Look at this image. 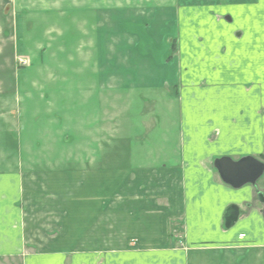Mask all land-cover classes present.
I'll use <instances>...</instances> for the list:
<instances>
[{
	"label": "crops",
	"instance_id": "0c3cea01",
	"mask_svg": "<svg viewBox=\"0 0 264 264\" xmlns=\"http://www.w3.org/2000/svg\"><path fill=\"white\" fill-rule=\"evenodd\" d=\"M146 23L145 32L119 30ZM41 26L44 42L33 39ZM17 57L69 67L72 80L58 88L86 95L147 89L168 103L149 118L175 114L177 129L159 130L163 145L154 135L131 168L103 169L89 155L82 170L0 175V263L264 264L263 176L235 190L213 167L221 158L264 164V0H0V67ZM52 96L41 101L55 118L67 113H51L54 103H76ZM93 110L83 152L106 157L123 112Z\"/></svg>",
	"mask_w": 264,
	"mask_h": 264
},
{
	"label": "rangeland",
	"instance_id": "374dc122",
	"mask_svg": "<svg viewBox=\"0 0 264 264\" xmlns=\"http://www.w3.org/2000/svg\"><path fill=\"white\" fill-rule=\"evenodd\" d=\"M111 9L115 10V8ZM76 15L78 16V14ZM147 25V23L139 27L123 25V28L121 27L119 30L145 32L148 28ZM34 26L36 27V25ZM70 27L71 35L80 32L78 23L75 22ZM19 28L18 32L20 33ZM105 31L110 34L115 32L108 31V29ZM32 32L35 36L33 39L44 42L45 36L42 26ZM18 36L20 38V35ZM17 46L20 49V41ZM19 59L21 58L17 57L13 60L15 67H0V175L15 173L21 169L26 170L27 167L25 166L27 165H30L35 171L51 168L61 170L65 169L66 166H72L75 170H82V161H88L89 155L97 159L96 164L104 167L103 169L115 170V165L131 168L130 164L142 160L140 153L146 152V147L150 145L149 140L154 139V135H156L155 139H158L155 140V145H163L160 142L159 130L165 131L167 129L174 134L173 131L177 129L176 122H174L176 117L173 116L175 114H168V119L158 120V118V124L149 118L147 110H155L157 117L160 111L164 112L165 110L164 113L167 114L168 103L163 100L153 103L149 95L151 91L147 89L115 91L95 88L94 94L86 95L80 91L83 90L82 87L73 89L61 86L58 88L61 84H67L72 80V72L69 67L64 70H60L59 67H27L28 62L26 61L27 65L22 66ZM37 64H41V59L38 60ZM75 66L84 67L83 65ZM52 95L60 98L71 96L76 98L75 104L66 102L65 105H59L54 103L55 108L50 110L51 113L58 111L59 114H68L61 119L45 113L46 106L41 100L44 96V101H47L48 98L51 101L54 98ZM84 95L87 99L90 98V100L85 99L88 101L87 104H83L84 100L82 99L83 97L86 98ZM157 95L155 91L154 97ZM110 97H118L116 105H111L115 100H111ZM162 97L165 99L164 96ZM116 106L119 108L118 112L122 111L123 115H120L115 121L117 132L115 130L112 132L117 134L110 136L109 140L112 141H109L107 156L105 157V153L100 152V148L97 147H93L94 152L84 153L83 141L86 138L84 132L87 123L89 128V120L87 119L89 108L94 109L95 113H99L103 110L105 112L109 107L115 108ZM107 114L109 115V113ZM144 114H146L145 117H141ZM97 122L100 123V121ZM69 123L74 124L77 129L71 128ZM172 134L169 133V137ZM115 151L119 153L120 159L118 160L115 159ZM74 165L81 167H73ZM91 169L93 170V168ZM261 179H264V175ZM22 261V256L13 257L11 264H23ZM0 264L4 263L1 262Z\"/></svg>",
	"mask_w": 264,
	"mask_h": 264
},
{
	"label": "water",
	"instance_id": "95a60500",
	"mask_svg": "<svg viewBox=\"0 0 264 264\" xmlns=\"http://www.w3.org/2000/svg\"><path fill=\"white\" fill-rule=\"evenodd\" d=\"M213 167L222 183L235 190L246 185H255L264 174V164L252 157H245L238 161H233L230 158L217 159L214 161ZM261 201L264 204V197ZM235 209L236 207L229 208V213L225 219L227 228L232 226L238 217L237 211L230 212V210ZM262 215L264 219V208Z\"/></svg>",
	"mask_w": 264,
	"mask_h": 264
},
{
	"label": "built area",
	"instance_id": "2783aa9c",
	"mask_svg": "<svg viewBox=\"0 0 264 264\" xmlns=\"http://www.w3.org/2000/svg\"><path fill=\"white\" fill-rule=\"evenodd\" d=\"M19 63L22 65V66H25L27 65V62L22 60V59H19Z\"/></svg>",
	"mask_w": 264,
	"mask_h": 264
},
{
	"label": "flooded vegetation",
	"instance_id": "af4514ba",
	"mask_svg": "<svg viewBox=\"0 0 264 264\" xmlns=\"http://www.w3.org/2000/svg\"><path fill=\"white\" fill-rule=\"evenodd\" d=\"M256 185V184H255ZM255 185H253V186H255ZM252 186V185H251ZM259 196V199L261 200L262 198H263V196L262 195H258Z\"/></svg>",
	"mask_w": 264,
	"mask_h": 264
},
{
	"label": "trees",
	"instance_id": "16d2710c",
	"mask_svg": "<svg viewBox=\"0 0 264 264\" xmlns=\"http://www.w3.org/2000/svg\"><path fill=\"white\" fill-rule=\"evenodd\" d=\"M172 51H173V52L175 51V48H174V47H172Z\"/></svg>",
	"mask_w": 264,
	"mask_h": 264
}]
</instances>
